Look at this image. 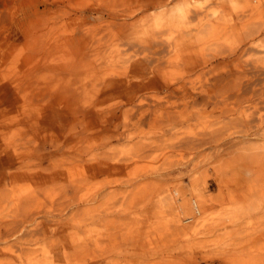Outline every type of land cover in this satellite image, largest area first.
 Wrapping results in <instances>:
<instances>
[{
    "label": "rangeland",
    "instance_id": "rangeland-1",
    "mask_svg": "<svg viewBox=\"0 0 264 264\" xmlns=\"http://www.w3.org/2000/svg\"><path fill=\"white\" fill-rule=\"evenodd\" d=\"M4 2L0 86H8L1 99L0 172L15 176L0 180V264H264L260 163L247 177L224 152L179 147V96L154 108L140 127L125 117L126 94L102 98V81L123 76L124 60L144 46H128L97 14L80 19L75 12L143 0ZM243 2L264 26V0ZM20 23L29 31L22 40ZM79 26L84 46L71 36ZM172 32L165 29L164 37L176 38ZM178 58L161 63L169 77L179 75ZM112 108L123 116L108 127L99 114ZM61 114L71 115L70 123L58 124ZM208 118L215 119L195 109L180 131H196ZM199 197L206 200L201 213L191 203Z\"/></svg>",
    "mask_w": 264,
    "mask_h": 264
},
{
    "label": "bare ground",
    "instance_id": "bare-ground-1",
    "mask_svg": "<svg viewBox=\"0 0 264 264\" xmlns=\"http://www.w3.org/2000/svg\"><path fill=\"white\" fill-rule=\"evenodd\" d=\"M4 1L0 0V6L5 4ZM19 1L27 4L33 0ZM173 1L143 0L139 4L112 8L105 6V9H77L75 13L80 19L99 15L105 21L101 22L103 26L109 32L116 33V37L128 46H144L139 47L141 52L124 60L123 76L102 81V98L126 94L124 99H129L131 107L125 117L140 127L154 108L163 106L166 99L179 96V107L183 106L184 109L183 112L179 111L184 113L179 114V139L176 141L179 147L191 148L196 152L210 147L218 155L224 152L226 162L237 164L247 177L251 176L255 173L252 164L260 163L261 169H264V26L259 25L254 10L243 0H218L212 3L197 0L195 3L186 2L187 6L173 4ZM0 12V18L5 16L6 11L0 9ZM71 13L68 11V15ZM22 16L30 17V13L24 11ZM78 17H75L76 23ZM237 22L239 25H236ZM136 23L141 27H132L131 32L129 26ZM24 25L20 23L19 28H16L18 39L19 34L24 32L20 40L29 32ZM167 28L176 31L177 37L165 38ZM82 29L83 26L77 29L73 27L71 36L76 42L81 38V45L84 46ZM229 36H234V41L228 43ZM197 45L201 46V52L192 49ZM171 53L174 54L171 58L164 59ZM176 58L179 59V75L169 77L161 63ZM26 76L23 74L19 77L24 81V78L28 79ZM7 86L5 84L3 87ZM3 87L0 86V112L3 105L1 99H4ZM123 89L126 91H121ZM195 109L210 111L215 119H206L205 123L208 124L191 133L180 131V125L193 117ZM118 111V108H112L99 115L110 127L122 118L123 113L121 115ZM95 112L98 111H88ZM73 116L80 118L79 115ZM68 117L61 114L58 124L70 123L67 122ZM5 126V118L0 114V134ZM175 127L173 125L170 129ZM85 133L83 131L81 135ZM7 175L15 176V173L1 171L0 180ZM164 175H156L155 180H161ZM191 203L201 213L206 200L202 197L193 198Z\"/></svg>",
    "mask_w": 264,
    "mask_h": 264
}]
</instances>
